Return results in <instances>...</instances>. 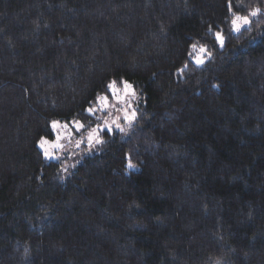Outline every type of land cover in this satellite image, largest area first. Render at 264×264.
<instances>
[{"label":"trees","instance_id":"1","mask_svg":"<svg viewBox=\"0 0 264 264\" xmlns=\"http://www.w3.org/2000/svg\"><path fill=\"white\" fill-rule=\"evenodd\" d=\"M122 81L61 177L38 140ZM0 264H264V0H0Z\"/></svg>","mask_w":264,"mask_h":264},{"label":"rangeland","instance_id":"2","mask_svg":"<svg viewBox=\"0 0 264 264\" xmlns=\"http://www.w3.org/2000/svg\"><path fill=\"white\" fill-rule=\"evenodd\" d=\"M239 23L242 24V27L244 26L242 21ZM198 59L203 62L205 60L197 57L194 58V62L197 63ZM125 83L131 85L126 81H122L120 84L115 83L114 91L108 87L109 94L100 95L97 98L96 104L89 108L94 111H88L92 116L89 124L77 120H53L49 126L52 137L42 136L38 140L37 146L44 158L60 164L61 177L68 175L84 156L93 153L100 147L101 142L97 143L96 139L89 141V133L93 129H95L94 136L102 141L103 132L117 131L124 134L133 125L141 99L132 85L130 88H126ZM101 97H107V100H102ZM53 122H57L56 128L52 127ZM42 138L48 141L44 148L40 147ZM45 149L48 150V156L45 155Z\"/></svg>","mask_w":264,"mask_h":264},{"label":"snow or ice","instance_id":"3","mask_svg":"<svg viewBox=\"0 0 264 264\" xmlns=\"http://www.w3.org/2000/svg\"><path fill=\"white\" fill-rule=\"evenodd\" d=\"M258 12H259V9L253 11V12L251 13V15H252V16H256ZM240 21H242L243 25H247V24L250 23V21H249V19H248L247 16L241 17V16H238V15H237V16H235L234 19L232 20V25H233V29H232V30H233V31H235V32H239V31L241 30L242 24L239 23ZM209 31H211V28L209 29ZM214 35H215L216 41H217L218 43H220L221 46H223V44H224V37H223L222 32H219V31H218V32L214 33ZM192 47H193V49L195 50L196 47H197V45L193 44ZM204 51H206V49H205L203 46H201V47H200V52H204ZM196 62H197V64H202V63H203V61H202V60H199V59H198ZM185 67H187V65H185ZM181 71H182V70H181ZM125 87H126V88H130L131 85H128V84L125 83ZM109 88H110V90H113V91H114V90H115V82H113L112 84H110V85H109ZM101 99L106 101V100H107V97H101ZM88 111H89V112H92V111H94V110H93V109H88ZM52 127H53V128H56V127H57V122H53ZM81 127H83V125H81ZM121 130H122V129H121ZM94 133H95V129H93L92 132L89 133V141L91 142L93 139H96V142H97V143H100L101 141H100L98 138H96V137L94 136ZM46 143H48V141H47V140H44V139L42 138V139H41V143H40V147H41V148H44V145H45ZM45 155H46V156L49 155L47 149H45ZM128 166H129V167H135V165H133L131 162H129V165H128Z\"/></svg>","mask_w":264,"mask_h":264}]
</instances>
